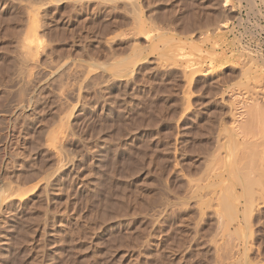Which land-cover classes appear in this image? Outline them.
<instances>
[{"label":"rangeland","instance_id":"obj_1","mask_svg":"<svg viewBox=\"0 0 264 264\" xmlns=\"http://www.w3.org/2000/svg\"><path fill=\"white\" fill-rule=\"evenodd\" d=\"M258 117L264 0H0V264H264Z\"/></svg>","mask_w":264,"mask_h":264},{"label":"bare ground","instance_id":"obj_2","mask_svg":"<svg viewBox=\"0 0 264 264\" xmlns=\"http://www.w3.org/2000/svg\"><path fill=\"white\" fill-rule=\"evenodd\" d=\"M137 13H138V12H137ZM139 13H140V12H139ZM142 25H143V24H142ZM222 27H223V26H222ZM224 28H226V27H224ZM227 28H228V26H227ZM32 43H34V42H32ZM29 44H30V43H29ZM30 46H31V45H30ZM30 48H31V47H30ZM128 64H129V63H128ZM209 72H210V70H207L205 74L207 75ZM21 103H22V102H21ZM254 114H255V113H254ZM256 116H257V115H256ZM256 116H255V117H256ZM255 117H254V118H255ZM258 118H259V117H258ZM256 119H257V117H256ZM259 119H260V118H259ZM259 119H258V120H259ZM258 120H257V121H258ZM260 120H261V119H260ZM262 120H263V119H262ZM262 120H261V122H263ZM233 121H234V120H233ZM12 122H13V121H12ZM251 123H252V122H251ZM254 123H255V121H254ZM263 123H264V122H263ZM13 124H14V123H13ZM236 124H237V123H236ZM236 124H235V125H236ZM239 124H240V123H239ZM257 124H258V123H257ZM258 125L260 126V124H258ZM233 126H234V125H233ZM233 126H232V127H233ZM249 126H250V125H249ZM251 126H252V125H251ZM13 127H14V126H13ZM260 127H261V126H260ZM238 128H239V127H238ZM261 128H262V127H261ZM239 130H240V129H239ZM248 130H249V129H248ZM236 131H237V129H236ZM245 131H246V130H244V132H245ZM249 131H250V130H249ZM252 131H253V130H252ZM261 131H262V130H261ZM233 132H235V131H233ZM240 132H241V131H240ZM242 132H243V131H242ZM247 132H248V131H247ZM236 134H237V133H236ZM240 134H245V133H239V135H240ZM246 134H249V133H246ZM239 135H238V136H239ZM250 135H251V134H250ZM259 135H260V134H259ZM243 136H244V135H243ZM260 136H261V135H260ZM249 137H250V136H249ZM233 138H234V137H233ZM246 138H247V137H246ZM257 138H258V137H257ZM261 138H262V137H261ZM241 139H242V138H241ZM243 139H245V138H243ZM248 139H249V138H248ZM253 139H254V137H253ZM253 139H252V140H253ZM246 140H247V139H246ZM249 140H250V139H249ZM249 140H248V141H249ZM252 140H251V141H252ZM244 142H245V141H244ZM252 142H253V141H252ZM252 142H251V144H252ZM258 142H260V141H258ZM255 143H256V142H255ZM247 144H250V143H247ZM258 144H259V143H258ZM252 145H253V147H254V143H253ZM261 145H262V144H261ZM261 145H260V146H261ZM232 146H233V145H232ZM260 146H259V147H260ZM243 147H244V146H243ZM246 147H247V146H246ZM249 147L252 148V146H249ZM254 148H255V147H254ZM246 149L249 150V148H246ZM237 150H238V149H237ZM243 150H244V148H243ZM256 150H258V149H256ZM244 151H245V150H244ZM250 151L252 152V149H251ZM260 151H261V150H260ZM231 152H232V151H231ZM238 152H239V151H238ZM251 152H250V153H251ZM243 153H244V152H243ZM243 153H242V154H243ZM254 153H255V152H254ZM254 153H253V155H254ZM256 153H257V152H256ZM242 154H241V155H242ZM245 154H246V153H245ZM247 154L249 155V153H247ZM258 154H259V153H258ZM260 154H261V153H260ZM231 155H232V153H231ZM248 155H246V156H248ZM250 155H251V154H250ZM220 156H221V155H220ZM257 156H258V155H257ZM221 157H222V156H221ZM242 157H244V155H243ZM242 157L239 158V159H242ZM251 157H252V155H251ZM217 158H218V157H217ZM233 158H234V157H233ZM237 158H238V157H237ZM246 158H247V157H246ZM254 158H255V156H254ZM258 158H259V157H258ZM248 160H249V158H248ZM251 160H252V159H251ZM262 160H264V159H262ZM214 161H215V160H214ZM244 161H245V159H244ZM244 161H243L244 165H241V166H242V169L239 168V167H237V168H236V167H233V168H232L233 170L231 169L230 172L232 171L231 174L234 172L233 177H231V179L233 178V180L236 181L237 184H239V185L242 187L243 194H245V197H244V198L247 199V200H246V203H247V204L245 203L246 206H244L245 208L243 209V210H244V211H243V218H244L243 220H244V222H246V224H248V205H250V203H249L250 201H248V200H249V199H248V198H249V197H248V193H249V195L251 194L250 192H248V188H249V186L251 185L250 182H252V183L255 182V183L257 184L258 181L256 182V180H257L258 178H257L256 180H254V179L252 180V179H251L252 177H250V179H251L252 181L249 182L250 184L248 183V181H249L250 179H248L249 177H247V176L245 175V173H244V172H246L247 170L243 172V169L246 168V167L248 166V165H247L248 163H247L246 166H245V163H246L247 161H246V162H244ZM249 162H250V161H249ZM256 162H257V160H256ZM236 163H237V161H236ZM243 163H242V164H243ZM257 163H258V162H257ZM234 164H235V163H234ZM254 164H255V163H254ZM209 165H210V164H209ZM215 165H217V164H215ZM223 165H224V164H223ZM251 165H252V163H251ZM255 165H257V164H255ZM258 165H259V164H258ZM258 165H257V166H258ZM239 166H240V165H239ZM243 166H244V167H243ZM249 166H250V165H249ZM249 166H248V167H249ZM210 167H211V166H210ZM248 167H247V169H248ZM259 167H260V166H259ZM218 168H219V167H218ZM250 168H251V167H250ZM254 169H255V167H254ZM259 169H260V168H259ZM259 169H258V171H260ZM211 170H212V169H210V171H211ZM214 170H215V169H214ZM216 170H217V169H216ZM255 170H256V169H255ZM207 171H208V168H207ZM252 171H253V169L251 170V172H252ZM212 172H213V171H212ZM207 173H208V172H207ZM257 173H258V172H257ZM261 174H262V172L260 171V175H261ZM234 175H235V176H234ZM222 176H223V175H222ZM222 176H221V177H222ZM231 176H232V175H231ZM250 176H251V175H250ZM206 177H207V175H206ZM209 177H210V176H209ZM259 178H260V177H259ZM204 179H205V178H204ZM231 179H230V180H231ZM230 180H229L227 183H229ZM258 180H259V179H258ZM198 182H199V181H198ZM232 182H233V181H232ZM255 183H254V184H255ZM217 184H219V182H218ZM230 184H231V182H230ZM260 184H261V183H260ZM211 185H212V184H211ZM211 185H210V186L208 185V186L211 187ZM223 185H224V184H223ZM223 185H222V186H223ZM231 185H233V184H231ZM231 185H230V188H231ZM234 185H235V184H234ZM239 185H238V187H240ZM215 186H217V185H215ZM215 186H214V187H215ZM224 186H225V185H224ZM224 186H223V188H226V191H227V190H230V189H228L229 184H227L228 187H224ZM252 186H253V185H252ZM257 186H258V184H257ZM262 186H263V185H262ZM233 187H234V186H232V188H233ZM241 187H240V188H241ZM201 188H202V187H201ZM235 188H236V187H235ZM253 189H254V188H253ZM196 190L198 191V189H196ZM220 190H221V194L219 193V197L216 199V200H217V203H218V204L216 203V204H217L216 207L219 206V209L216 210V211H217V214L220 216V218H222V220H223V221L221 220V222H222L221 227H222V229H224L225 226H226V228H227V227L231 226L232 222L235 221L236 218H235L234 216H236L237 213H238V210H237L238 205H236V203L239 202V200H240V198H241L242 196H241V194H240L241 197L238 196L240 192H239L238 194L232 195V192H233V191H232V192H230V191H228V192H224L225 195H223V194H224V193H223V189L220 188ZM233 190H235V189H233ZM237 190H238V189H237ZM260 190H261V189H260ZM263 190H264V189L262 188V190H261L262 193H264ZM224 191H225V190H224ZM208 193H209V192H208ZM210 193H211V192H210ZM210 193H209V195H210ZM217 193H218V192H217ZM226 193H228V194H226ZM229 193H231V194H229ZM262 193H261V194H262ZM198 194H199V193H198ZM233 194H234V193H233ZM207 195H208V194H207ZM217 195H218V194H216L215 197H216ZM205 196H206V194L204 193V197H205ZM220 196H221V197H220ZM232 196H233V197H232ZM235 196H236V197L238 196L239 199H237L238 197L236 198ZM253 196H254V195H253ZM263 196H264V195H263ZM201 197H202V196H201ZM204 197H203V198H204ZM251 197H252V196H251ZM201 199H202V198H201ZM209 200H210V199H209ZM250 200H251V199H250ZM252 200H253V199H252ZM204 202H205V201H204ZM208 202H209V201H208ZM215 202H216V201H215ZM235 202H236V203H235ZM251 202H252V201H251ZM202 203H203V202H202ZM213 203H214V202H213ZM207 204H208V203H207ZM207 204H206V205H207ZM251 204H252V203H251ZM206 205H205V206H206ZM211 205H212V204H211ZM252 205H253V204H252ZM199 206H200V203H199ZM212 207H213V206H212ZM249 207H251V205H250ZM201 208H202V207H201ZM201 208H200V209H201ZM206 208H207V207H206ZM253 208H254V207H253ZM250 209H251V208H250ZM209 210H210V209H209ZM199 213H200V212H199ZM214 213H215V212H214ZM252 216H253V214H252ZM236 217H237V216H236ZM220 218H219V219H220ZM252 220H253V219H252ZM252 220H251V221H252ZM221 222H220V223H221ZM223 222H224V223H223ZM237 223H238V222H237ZM223 225H224V226H223ZM240 225H241V224H239L238 226H240ZM248 225H249V224H248ZM223 227H224V228H223ZM241 227H242V226H241ZM241 227H240V228H241ZM228 229H230V228H228ZM238 229H239V228H238ZM219 230H220V229H219ZM225 230H226V229H225ZM240 230H241V229H240ZM241 231L243 232V230H241ZM244 233H245V232H244ZM227 235H228V234H227ZM227 235H225V236H227ZM244 236H245V235H244ZM229 237H230V236H229ZM226 239H227V237H226ZM229 239H231V238H229Z\"/></svg>","mask_w":264,"mask_h":264},{"label":"built area","instance_id":"obj_3","mask_svg":"<svg viewBox=\"0 0 264 264\" xmlns=\"http://www.w3.org/2000/svg\"><path fill=\"white\" fill-rule=\"evenodd\" d=\"M239 23V22H238ZM239 39V41L245 44V46L248 48V37L247 38H239V36L237 37Z\"/></svg>","mask_w":264,"mask_h":264}]
</instances>
